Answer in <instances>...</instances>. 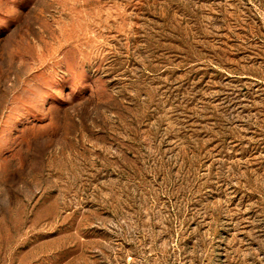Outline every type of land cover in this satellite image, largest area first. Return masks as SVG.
<instances>
[{"label":"rangeland","instance_id":"1","mask_svg":"<svg viewBox=\"0 0 264 264\" xmlns=\"http://www.w3.org/2000/svg\"><path fill=\"white\" fill-rule=\"evenodd\" d=\"M0 264H264V0H0Z\"/></svg>","mask_w":264,"mask_h":264}]
</instances>
